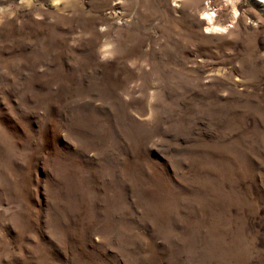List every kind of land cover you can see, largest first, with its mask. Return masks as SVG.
<instances>
[{
    "label": "rangeland",
    "instance_id": "1",
    "mask_svg": "<svg viewBox=\"0 0 264 264\" xmlns=\"http://www.w3.org/2000/svg\"><path fill=\"white\" fill-rule=\"evenodd\" d=\"M0 0V264H264V0Z\"/></svg>",
    "mask_w": 264,
    "mask_h": 264
},
{
    "label": "bare ground",
    "instance_id": "2",
    "mask_svg": "<svg viewBox=\"0 0 264 264\" xmlns=\"http://www.w3.org/2000/svg\"><path fill=\"white\" fill-rule=\"evenodd\" d=\"M217 0L208 1L206 12L203 13L204 20L207 22L208 27L206 29L211 30L216 33H223L228 31V27H225L223 24L219 23V13L220 10L216 9L214 6L216 5ZM228 5H231L233 8L232 20L236 21L239 17L238 10L236 8V4L231 0H226Z\"/></svg>",
    "mask_w": 264,
    "mask_h": 264
}]
</instances>
